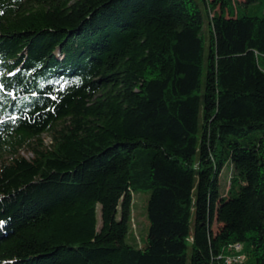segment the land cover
Here are the masks:
<instances>
[{"label": "trees", "instance_id": "trees-1", "mask_svg": "<svg viewBox=\"0 0 264 264\" xmlns=\"http://www.w3.org/2000/svg\"><path fill=\"white\" fill-rule=\"evenodd\" d=\"M235 242L264 264V0H0V264Z\"/></svg>", "mask_w": 264, "mask_h": 264}, {"label": "rangeland", "instance_id": "rangeland-1", "mask_svg": "<svg viewBox=\"0 0 264 264\" xmlns=\"http://www.w3.org/2000/svg\"><path fill=\"white\" fill-rule=\"evenodd\" d=\"M231 171V165L224 167L220 176L221 190H224L226 184L229 182V175ZM149 193V189L141 188L133 194V215L135 217L136 232H138L139 235H146L149 229V220L146 215Z\"/></svg>", "mask_w": 264, "mask_h": 264}, {"label": "built area", "instance_id": "built-area-1", "mask_svg": "<svg viewBox=\"0 0 264 264\" xmlns=\"http://www.w3.org/2000/svg\"><path fill=\"white\" fill-rule=\"evenodd\" d=\"M227 253L221 255L227 264L242 263L247 259V254L242 242H235L228 246Z\"/></svg>", "mask_w": 264, "mask_h": 264}]
</instances>
